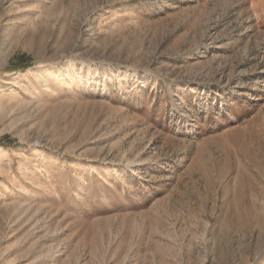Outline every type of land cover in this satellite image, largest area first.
<instances>
[{"label": "rangeland", "instance_id": "rangeland-1", "mask_svg": "<svg viewBox=\"0 0 264 264\" xmlns=\"http://www.w3.org/2000/svg\"><path fill=\"white\" fill-rule=\"evenodd\" d=\"M0 264H264V0H0Z\"/></svg>", "mask_w": 264, "mask_h": 264}]
</instances>
